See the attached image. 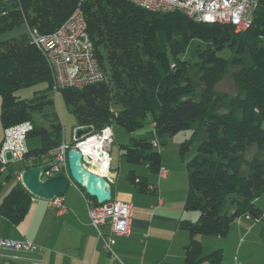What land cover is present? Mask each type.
I'll list each match as a JSON object with an SVG mask.
<instances>
[{
	"label": "trees",
	"instance_id": "trees-1",
	"mask_svg": "<svg viewBox=\"0 0 264 264\" xmlns=\"http://www.w3.org/2000/svg\"><path fill=\"white\" fill-rule=\"evenodd\" d=\"M75 9L85 17L95 57L105 74L103 82L60 90L76 125L92 126L93 134L105 126L121 127L130 136L119 146L120 157L126 163L146 166L154 175L161 168L157 147L166 146L171 136L193 125L203 128L205 135L196 155L186 163L183 204L184 211H195L198 216L195 222L181 220L179 226L189 235L183 248L184 264H219L222 250L204 256L198 237H223L237 218L262 216L254 200L264 192V0H257L244 32L230 25L198 23L177 12H150L126 0H0V37L22 25L27 28L17 37L0 40V124L5 131L30 123L25 140H40L38 148H28L22 168L13 169L12 162H7L0 170L5 182L15 180L0 201V216L14 226L24 220L33 200L18 180L19 174L50 163L62 131L48 96L52 92L50 70L28 31L49 34ZM194 42L203 46L195 50L202 85L198 99L188 76L190 61L185 58ZM222 51L228 56L219 55ZM245 58L249 65L242 64ZM230 67H239L234 79L240 94L228 100L227 111L219 113L226 97L215 87ZM38 83L46 84V89L35 92L32 99L15 95ZM46 109L51 111L46 113ZM35 114L41 115L44 124ZM148 117L149 135H133ZM253 145L257 152L245 159ZM187 147L183 141L180 152ZM31 156L35 160L27 165L25 160ZM125 179L139 193L158 192L134 170Z\"/></svg>",
	"mask_w": 264,
	"mask_h": 264
},
{
	"label": "crops",
	"instance_id": "crops-1",
	"mask_svg": "<svg viewBox=\"0 0 264 264\" xmlns=\"http://www.w3.org/2000/svg\"><path fill=\"white\" fill-rule=\"evenodd\" d=\"M76 126L75 124L74 128ZM110 128L113 144L115 132L112 126ZM3 136L4 131L0 124V148ZM122 137L123 140L127 139V135ZM26 146L29 148L27 144ZM143 167L147 169L146 166ZM121 168L124 170H120ZM161 168H164L162 164ZM118 169H110L107 177L112 199L129 203L132 217L129 233L114 238L112 251L115 257L106 253L102 239L90 223L88 199L77 185L70 182L62 197L65 207L62 213L49 207L46 201L33 198L26 217L19 225L14 226L0 216V239L28 242L40 248L39 252H16L8 249L17 258L13 257L12 260L17 261V264H184L183 248L189 242V235L179 223L181 220L195 222L198 214H186L183 209L186 193L178 191L175 180V171L182 173L183 170H167L164 179H159L158 175L151 174L148 169L134 170L138 176L146 177L151 185L157 187V194L152 195L137 192L134 186L127 182V164L125 167L118 164ZM3 196L4 194H0V201ZM95 201L91 202L96 204ZM252 226L244 231L239 228L242 236L240 241L243 240L236 248L239 256L244 252L243 248L247 242H251ZM102 232L107 235L109 227H104ZM258 236L264 238L263 233ZM203 239L198 237L202 245L205 242ZM259 254L260 260L257 264H264V252ZM243 258L240 259L243 264H252L244 255ZM0 264L14 263L5 259L2 262L0 260Z\"/></svg>",
	"mask_w": 264,
	"mask_h": 264
},
{
	"label": "built area",
	"instance_id": "built-area-1",
	"mask_svg": "<svg viewBox=\"0 0 264 264\" xmlns=\"http://www.w3.org/2000/svg\"><path fill=\"white\" fill-rule=\"evenodd\" d=\"M129 3L150 12L161 14L180 13L188 19L204 24L230 25L236 32H244L251 24L257 0H126ZM29 38L44 58L52 79V92L62 89H82L87 85L97 84L105 80V74L95 57L93 44L87 33L85 17L80 9H75L60 26L49 34H40L36 30L28 31ZM32 125L25 123L4 131L0 148V162H8L5 153H11V161H22L28 151L25 135ZM112 132L110 126L103 127L98 133L91 135L73 145L62 141L50 154L53 159L51 167L42 178L48 179L63 175L69 177L66 153L70 148L78 150L82 155V165L92 173L108 177L111 169L110 150ZM156 146V142L153 143ZM34 157L25 162L31 165ZM159 178L167 176V170L160 168ZM19 179V178H18ZM48 206L58 213L65 211L62 197L46 201ZM160 203V200H159ZM87 211L92 227L103 241V247L109 256L115 257L112 246L115 237L129 233L132 208L127 202L111 199L103 204H93L87 200ZM109 227V233L102 232ZM0 248L16 252H39L40 248L28 242H15L0 239ZM16 259V257H14Z\"/></svg>",
	"mask_w": 264,
	"mask_h": 264
},
{
	"label": "rangeland",
	"instance_id": "rangeland-1",
	"mask_svg": "<svg viewBox=\"0 0 264 264\" xmlns=\"http://www.w3.org/2000/svg\"><path fill=\"white\" fill-rule=\"evenodd\" d=\"M27 31L26 26L22 25L19 28H16L12 31L3 33L0 37V40H7L13 37H17L20 34ZM203 47L201 43L194 42L185 58L190 61V68L188 71V76L192 82L193 89H194V99H198L201 91L202 85L199 81V70L195 65L197 61V57L195 54L196 48ZM221 56H228L227 51L219 52ZM244 65H249L250 61L245 58L243 63ZM239 67H230L223 77V79L216 85L215 90L217 93L225 96L218 107V112H225L229 108V99L234 98L235 96L240 94L239 88L235 83L234 79V72L238 70ZM46 89V84H36L34 86L25 87L17 90L15 95L20 97L21 99H32L35 96V92L44 91ZM49 98L53 101V106L51 110L57 115L59 122L62 127L60 141H65L69 144L72 140V133L74 126L76 124L75 117L71 110H69L65 102L63 100L62 94L60 91H56L55 93L51 92L48 93ZM46 109L45 112L49 113L51 111ZM35 118L37 121L44 124L41 120L40 114H35ZM264 128V123L262 124ZM112 129L115 132L113 144L110 150V157L112 160L111 170H119L118 164L123 167L127 164V170H147L143 166L129 164L124 161L119 155V144H123L125 141L128 142L130 134L126 133L121 127L113 124ZM152 130V126L150 123V118L148 117L146 122L144 123L143 128L136 130L133 132L135 136L143 135L148 136L149 132ZM118 132V133H117ZM123 135H127V139L123 140ZM185 135V137H183ZM205 131L203 128H198L197 125H193V127L185 132H180L171 136L166 146L164 147H157L156 150L160 154V162L163 165V169L165 170H183L182 173L179 171H175V180L178 185V191L182 194L186 193L187 190V175H186V163L190 161L196 155V149L201 141L202 137H204ZM183 141H187L188 147L182 153L180 152V144ZM126 143V142H125ZM26 144L28 145L29 149L38 148L40 145V140L38 138H28L26 139ZM257 152L256 146H251L250 149L244 154L245 159H250L255 153ZM22 162L18 160L12 161L13 169H20L22 168ZM120 170H124L121 168ZM128 172V171H127ZM158 177V176H157ZM159 178V177H158ZM161 179V178H159ZM164 179V178H163ZM19 180V179H18ZM15 180L12 179L8 182L4 181V177L0 178V194H6L11 187L14 185ZM254 204L257 208H259L263 215L261 219L255 220L254 218H245L244 216L237 218L229 227L227 234L223 237H214V236H201L204 238L205 242L202 245V253L204 256L211 254L216 250H222V259L219 264H243L240 259L251 260L252 264H257L260 260V254L264 252V238L263 236H258L259 234H264V192L254 200ZM195 211L187 212L186 214H196ZM238 224V225H237ZM240 225V226H239ZM255 226L253 228V226ZM250 229L251 234V242H247L248 244L244 246L242 253L239 254L236 252V248L240 246L243 242L240 241L242 236H240L239 228L242 231L246 229ZM259 237V238H258ZM6 240V239H4ZM11 241V240H8ZM32 244V243H30ZM33 245V244H32ZM246 249V250H244ZM259 252V253H258ZM14 253L10 252L6 248H0V260L1 262L5 259L17 264V261H13ZM17 259V258H16ZM201 264H208L203 262Z\"/></svg>",
	"mask_w": 264,
	"mask_h": 264
},
{
	"label": "water",
	"instance_id": "water-1",
	"mask_svg": "<svg viewBox=\"0 0 264 264\" xmlns=\"http://www.w3.org/2000/svg\"><path fill=\"white\" fill-rule=\"evenodd\" d=\"M93 135L92 126H76L73 129L72 140L69 145L84 140ZM69 177L71 181L84 190V192L94 198L97 204L108 202L112 198L111 186L107 178L92 173L82 165L81 153L70 148L66 153ZM5 159L10 162L12 157L10 152L5 153ZM51 165L46 164L23 170L19 174L21 185L30 193L34 199L49 201L56 197H63L69 187V180L63 175L43 179V174L50 169ZM248 216L257 220L249 214Z\"/></svg>",
	"mask_w": 264,
	"mask_h": 264
},
{
	"label": "bare ground",
	"instance_id": "bare-ground-1",
	"mask_svg": "<svg viewBox=\"0 0 264 264\" xmlns=\"http://www.w3.org/2000/svg\"><path fill=\"white\" fill-rule=\"evenodd\" d=\"M112 199V198H111Z\"/></svg>",
	"mask_w": 264,
	"mask_h": 264
}]
</instances>
